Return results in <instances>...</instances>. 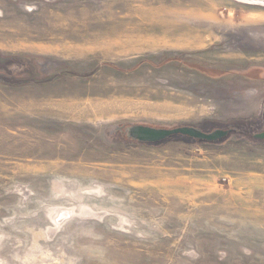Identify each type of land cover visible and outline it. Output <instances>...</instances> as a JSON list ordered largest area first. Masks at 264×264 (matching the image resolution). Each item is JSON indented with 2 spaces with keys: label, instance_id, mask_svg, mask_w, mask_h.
<instances>
[{
  "label": "rangeland",
  "instance_id": "374dc122",
  "mask_svg": "<svg viewBox=\"0 0 264 264\" xmlns=\"http://www.w3.org/2000/svg\"><path fill=\"white\" fill-rule=\"evenodd\" d=\"M11 59L40 83L0 81V264H264V144L126 133L259 120L264 7L0 0Z\"/></svg>",
  "mask_w": 264,
  "mask_h": 264
},
{
  "label": "water",
  "instance_id": "95a60500",
  "mask_svg": "<svg viewBox=\"0 0 264 264\" xmlns=\"http://www.w3.org/2000/svg\"><path fill=\"white\" fill-rule=\"evenodd\" d=\"M53 2L55 0H46ZM238 3L249 5V6H258L264 7V0H234ZM129 127L126 128V133L128 138L134 141H138L143 144H157L162 143L168 140L173 136H183L190 137L198 141H207V142H216V141H226L231 134L239 133L234 129H214L209 133L203 132L202 130L195 127L187 126H177L171 129L167 128H154L144 125L129 124ZM125 129V125H115L108 129L110 136L117 132H122ZM255 138L264 140V133L256 135Z\"/></svg>",
  "mask_w": 264,
  "mask_h": 264
},
{
  "label": "flooded vegetation",
  "instance_id": "af4514ba",
  "mask_svg": "<svg viewBox=\"0 0 264 264\" xmlns=\"http://www.w3.org/2000/svg\"><path fill=\"white\" fill-rule=\"evenodd\" d=\"M10 67H14V69L16 67L17 70H20L19 71L20 73H21V68L24 67V69L22 70V73L24 71V73L26 74L21 75V76L14 74V76L11 75L6 78L0 75V81H7L11 84L13 83L14 84L40 83V80L37 78V76H35V73H34L35 67H33L32 61L30 59H27V60L26 59H21V60L11 59L6 63L4 67L2 66V69L4 68L5 71H8ZM27 73L31 74V76L30 77L27 76ZM217 129H224V128L218 127ZM228 129H234L236 132H241L240 135H242L244 139H246L247 141L255 140V141H259L261 144H264V140L255 138L256 135L264 133V106H263L262 115L259 120L252 122V123L244 124V129H240V127L228 128Z\"/></svg>",
  "mask_w": 264,
  "mask_h": 264
},
{
  "label": "trees",
  "instance_id": "16d2710c",
  "mask_svg": "<svg viewBox=\"0 0 264 264\" xmlns=\"http://www.w3.org/2000/svg\"><path fill=\"white\" fill-rule=\"evenodd\" d=\"M169 139H170V138H169ZM169 139H168V140H169ZM168 140H166V141H168ZM166 141H165V142H166ZM165 142L157 143V144H150V145H161V144H163V143H165ZM195 142H197V141H195Z\"/></svg>",
  "mask_w": 264,
  "mask_h": 264
}]
</instances>
